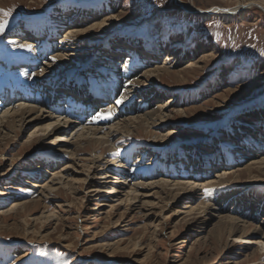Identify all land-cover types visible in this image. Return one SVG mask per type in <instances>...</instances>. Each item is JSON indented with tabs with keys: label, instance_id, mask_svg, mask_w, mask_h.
Here are the masks:
<instances>
[{
	"label": "rangeland",
	"instance_id": "374dc122",
	"mask_svg": "<svg viewBox=\"0 0 264 264\" xmlns=\"http://www.w3.org/2000/svg\"><path fill=\"white\" fill-rule=\"evenodd\" d=\"M178 1L0 0V9H14L0 36V96L20 90L19 100L31 99L49 109L60 99L59 107L70 110L78 102L114 106V97L87 103L84 92L104 94L119 85L116 78L132 90L130 98L114 106L111 119L85 121L87 128L114 127L110 151H104L88 175L86 163L79 161L94 153L85 145L75 169L65 173L71 176L69 186L58 184L57 191L40 196L27 212L14 211L15 204L35 201V189L27 181H49V175L43 178L47 168L57 172L74 161L51 144L57 135L35 141L32 133L39 123L0 141V264H264L261 245L236 243L228 237L229 229L218 224L220 215L229 214L223 210L230 209L239 225L264 231L262 175L205 187L215 190L208 197L202 189L199 202L214 206L205 215L189 212L187 206H197V200L172 203L158 190L145 191L147 197L134 204L122 195L88 193L99 183L90 175L105 163L111 178L125 171L129 181H138L144 168L148 174L159 175L164 169L186 173V179H209L217 171L231 177L264 153V0H253L252 10L234 17L188 14L177 7ZM237 1L246 2L195 4L200 9H230ZM108 18L113 19L98 28ZM90 27L96 29L77 37L67 34L69 29L82 32ZM134 39L141 45L135 46ZM58 55L66 59H56ZM157 67L175 73L144 78ZM180 72L186 73L184 81L176 75ZM135 82L142 89L131 86ZM62 84L77 86L83 98L58 96ZM164 103L166 121L151 131L153 138L143 130L126 134L116 129ZM195 158L205 159L207 166L193 167ZM220 161L223 165L213 166ZM148 174L144 180L151 179ZM77 177L87 178L77 183ZM218 207L223 209L217 213ZM202 218L205 225L199 222ZM255 238L264 241V235Z\"/></svg>",
	"mask_w": 264,
	"mask_h": 264
},
{
	"label": "bare ground",
	"instance_id": "6f19581e",
	"mask_svg": "<svg viewBox=\"0 0 264 264\" xmlns=\"http://www.w3.org/2000/svg\"><path fill=\"white\" fill-rule=\"evenodd\" d=\"M247 2H249V0H246V2L237 1L236 2L237 6L235 8H230V9H226V8L222 9L219 7L200 9L196 6L195 0H190L188 2L179 0L177 7H179V9H181L182 11L188 14H194V15H200V16L214 15V16H222V17H234L237 14V12L247 11L248 8L252 10L251 7L255 3V1L250 0V2L246 4ZM263 7L264 5L262 6V8ZM113 18H110V19L108 18V20L98 23V28H102L103 26H106L109 22H111ZM95 29L96 28L94 27H90L88 28V30L81 32V31L75 30L74 28L71 30L70 29L67 30V34L76 35L78 33V35L79 34L84 35V34H88L89 32ZM78 35H76L75 37H77ZM65 57L66 56L58 55L56 56V59L65 60L66 59ZM172 58L173 57L171 54L167 55L168 60H171ZM190 72L191 71H187V73H190ZM174 73L175 72L173 73L169 72V70L165 69L164 67L163 68L157 67V68H154L152 70L150 69L149 71H147V73L145 74L146 77L144 78L146 79L148 76L151 78H157V79L161 78V76H171L172 77ZM176 75L178 76L179 80H182V81L185 80L184 76L186 75V73L180 72L179 74L177 73ZM115 80L119 82V85L116 87L114 86L112 89L108 90V92L105 93L106 97H104L103 99L107 101V100H111V97L112 98L114 97V99H116L119 96H122L124 100L130 98L132 94V90H129V88L126 87L120 79L116 78ZM131 86H133L137 90L142 89L140 82H135ZM19 92L20 90L13 91L12 93H10V95H12L13 97H16L14 98V101L12 100L13 101L12 103L9 101L5 102L4 101V99H6L5 93H2V95L4 96V98L2 99V103L4 106H0V141L6 140L8 137L12 135L17 136L19 132L22 131L25 127H30L34 123H39V126L35 129L34 133H32V136L37 137V140L35 141L42 143V142H45L49 137L57 135L56 139H54V141L51 142V144L55 145L56 149H58L59 152L71 158L72 159L71 161H74L72 165L70 164L68 167H66V169L59 170L57 172H53L51 170H48L49 168H47L46 174L43 175V178L49 175L50 176L49 181H47L46 179L43 182H36L35 184L34 183L30 184L28 183V181L27 183L25 182L26 184H29L30 186H32L35 190L39 189L42 191V193L41 192L39 193L35 190L31 192L32 200H35L31 203L28 201H22V203L15 204L14 211L17 212L20 210L22 212H27L30 209V205H34L35 204L34 202H37L40 196H42L46 192L48 193V192L57 191L58 184L67 186V187L69 186V182H66V181L71 180V176H68L65 173L67 171H68L67 173H69L70 170L75 169V165L73 164H75L79 156V153L82 152V150L85 148V145L91 149L92 153H94L92 155H98L99 153L101 154L97 158L95 156L92 157L91 155L89 157H85V158L83 157L84 159H81L79 161V162L86 163L87 165L86 168H88V172H89L88 175H89L91 172V169H93L95 165L97 166V163L103 157L102 154L104 153V151H107L111 148V145H109L110 139H112V137H114L115 134H117V131L116 133L114 132L115 134L113 135L111 131L114 129L113 126L110 128H106V129L99 128V127H96V128L86 127L89 123L86 124L85 121L87 120L90 122L91 120H93L92 117L94 113L98 111L99 109H101V107L98 108L95 105L87 106V105H84L82 102H78L74 105L73 103L71 105L69 104L70 110H67L64 107H59V105L61 104V100L59 99V100H54L52 102L54 106L52 108L47 109L44 107H40L39 103L31 99L25 100V101H22L19 99L16 100L17 98L20 97ZM97 94L100 95V93L98 92L96 93V95ZM94 102L96 101L95 100L87 101V103H90V104ZM167 104H170V101H168ZM165 106H166L165 103L161 106H156V107L151 106L148 111L142 112L143 113L142 116L135 117V118L133 117V119L131 118V120H127L126 122H123V124H120V126L117 125L115 127L117 130L121 128L122 129L121 132H126V134L143 130L147 132V135H151L150 137L153 138L155 133L151 131L158 129L166 121L165 119L166 116L164 114L166 113ZM73 115L74 116L76 115L75 117L76 119L72 118ZM77 116L83 119L77 118ZM166 137L167 136L163 137L162 139L165 140ZM158 139H161V138H157V140ZM108 155L110 154L108 153ZM256 159H258V162L255 161L251 166L245 167L244 170H241L240 172L232 173L231 177L227 176L228 173L221 174L217 171L216 176H213L209 179H205L204 176H200V177L193 176L191 178L186 179L185 178L187 177L186 173H184L185 174L184 176L183 175L180 176L177 174H169L168 172H170V170L166 169L167 171L164 172L165 170L162 169V170H159L160 172L159 175H157L156 173L148 174L150 170L144 168L140 171L141 177L138 181L136 180L129 181L130 179L127 176L125 171H121L119 172L120 174L117 173L116 175H114L115 178H111L110 172L108 171L110 167H108L107 164L105 163L104 165L103 164L101 165L103 166L102 169L100 168L101 170H98V172L94 174L92 173V175H90V177L91 176L93 177L92 178L93 181L96 180L99 183H97L94 187H92L91 191L88 193H95L96 195L101 194V193H108V196L110 198L113 196L117 197L119 195H122L125 198L126 202L134 204V203H137L139 200L141 202L142 198L144 199L147 197L146 193H144L145 191L158 190V193L160 192V194H162V196H164L165 199L170 200L172 203L174 201H177V202L184 201L185 203V201L192 202L194 200H197V202H199L200 192L205 187L220 186L227 182H230L231 180H233V178L236 180V182H241L240 179L243 176H247L248 179H258L261 177V175L264 177V168H262L264 167V153L261 154V156L256 155ZM104 160L105 158L103 159V161ZM109 162H112V161H109ZM221 163L222 161L215 163L214 166L218 164L223 165ZM105 166H107V168ZM165 168L169 169L170 166H166ZM41 169L42 167L38 168V170H41ZM146 174H148L151 177V179L144 180L145 178L148 177L146 176ZM88 175L86 174V176ZM86 178L87 177H85V179H81V177H77L74 179L77 181V183H80V182L86 181ZM57 181H59V183H57ZM167 203L168 202H166L165 204L166 207H167ZM213 207L212 205L206 206L204 203H201V202H199L198 205L195 207H192V205L187 206V208L189 209V212L202 213L204 215H205V212L207 211H213L212 209ZM221 209L223 208L218 207L217 213L221 212ZM223 211H228L229 214L227 213V216L220 215L218 219V224L224 229V231L226 230V228L229 229L227 232L228 237H234V239L236 240V243L247 244V245L249 244L258 245L259 244L264 250V241H261L262 239L257 240L255 238L257 236L263 237L264 235L263 229L252 228L254 229L252 230L251 227L246 224L239 225L240 223L235 219V215L234 217L231 215L230 209H226ZM199 220H200L199 222H201V225H205V223L207 222L205 218H202ZM224 233L225 232L218 235V239L220 241L224 239ZM248 236L250 238H247ZM60 241H63V240H60Z\"/></svg>",
	"mask_w": 264,
	"mask_h": 264
},
{
	"label": "snow or ice",
	"instance_id": "6c2138e0",
	"mask_svg": "<svg viewBox=\"0 0 264 264\" xmlns=\"http://www.w3.org/2000/svg\"><path fill=\"white\" fill-rule=\"evenodd\" d=\"M13 11L14 9H9V10L0 9V16L3 17V19L0 20V36L4 35L5 30L8 27L9 18L12 16ZM23 47H26L29 51L32 50L31 45H24ZM51 59L55 60V57H52ZM124 102H125L124 98L122 96H119L118 98L114 99L113 105L121 106ZM114 106L99 109L98 111L94 113L92 119L97 120V121L111 119L115 115ZM214 191H215L214 189L203 188V193L205 197L210 196Z\"/></svg>",
	"mask_w": 264,
	"mask_h": 264
}]
</instances>
